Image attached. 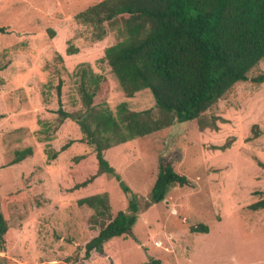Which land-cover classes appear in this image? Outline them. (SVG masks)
Instances as JSON below:
<instances>
[{
  "label": "rangeland",
  "instance_id": "374dc122",
  "mask_svg": "<svg viewBox=\"0 0 264 264\" xmlns=\"http://www.w3.org/2000/svg\"><path fill=\"white\" fill-rule=\"evenodd\" d=\"M102 0H0V198L8 231L0 264H264V209L250 205L264 196V59L198 120L175 124L150 136L109 149L105 158L141 203L158 172L160 156L171 160L189 185L173 186L165 198L136 215L133 238H114L84 257V246L98 234L91 210L77 200L107 193L114 216L127 197L112 175L86 187L75 185L97 169L92 149L75 143L46 162L45 146L58 151L78 140V125L59 126L57 110H80V63L107 80L108 89L94 104L115 111L127 102L132 111L155 110L148 90L126 98L108 65L104 49L118 39L109 31L95 41L76 15ZM77 50L67 55L66 48ZM62 56V62L56 60ZM61 81V106L56 86ZM213 125L216 129H213ZM256 126L252 130V127ZM256 134V136H254ZM230 141L224 151L217 148ZM32 155L11 165L15 152ZM47 147V146H46ZM82 155L78 162L74 157ZM203 224L208 233H192Z\"/></svg>",
  "mask_w": 264,
  "mask_h": 264
},
{
  "label": "trees",
  "instance_id": "16d2710c",
  "mask_svg": "<svg viewBox=\"0 0 264 264\" xmlns=\"http://www.w3.org/2000/svg\"><path fill=\"white\" fill-rule=\"evenodd\" d=\"M76 19L91 29L98 42L109 31H115L118 40L104 49L101 60L110 68L126 98L148 90L156 110L132 111L127 102L119 103L115 111L106 102L94 104V98L105 93L108 84L88 63H80L74 73L80 110H57L59 126L66 120L73 121L81 137L69 140L58 151L46 145V162L55 160L75 143L90 147L96 172L75 188L86 187L102 175H112L127 197L126 209L114 216L105 192L77 200L78 206L91 210L88 222L98 229V234L84 246V257L89 258L92 251L103 254L104 245L114 238H133L139 212L161 202L169 188L189 185L188 179L175 171L171 160L160 156L149 201L141 203L106 160V151L179 123L198 120L200 130H204L202 115L236 83L248 81L249 73L264 59V0H102L78 13ZM5 32L0 27V34ZM65 51L67 55L77 53L71 46ZM56 60L62 62V56L58 54ZM250 80L257 84L264 78ZM56 93L61 106V81ZM230 144L227 141L217 149L224 151ZM31 155L30 147L16 151L11 165ZM83 158L79 155L74 160ZM12 196L11 193L0 198L1 252L6 251L8 242L2 203ZM250 208L264 209V197ZM190 231L208 233V227L198 224L191 226ZM75 260L67 259L69 264ZM146 264L161 263L152 260Z\"/></svg>",
  "mask_w": 264,
  "mask_h": 264
}]
</instances>
